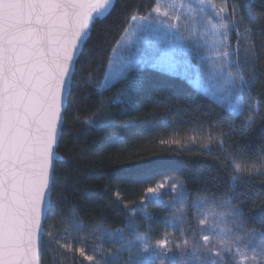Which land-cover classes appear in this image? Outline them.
I'll return each mask as SVG.
<instances>
[{
  "label": "trees",
  "instance_id": "16d2710c",
  "mask_svg": "<svg viewBox=\"0 0 264 264\" xmlns=\"http://www.w3.org/2000/svg\"><path fill=\"white\" fill-rule=\"evenodd\" d=\"M213 1L232 23V69L255 77L236 90V107L151 65L136 88L132 73L103 87L132 17H147L157 0H114L97 18L81 68L91 98L65 117L53 196L63 202L47 213L41 264H264V0ZM161 185L149 199L147 188Z\"/></svg>",
  "mask_w": 264,
  "mask_h": 264
},
{
  "label": "snow or ice",
  "instance_id": "6c2138e0",
  "mask_svg": "<svg viewBox=\"0 0 264 264\" xmlns=\"http://www.w3.org/2000/svg\"><path fill=\"white\" fill-rule=\"evenodd\" d=\"M109 5L110 0H0V264H37L47 224L45 208L63 202L53 196L61 190L56 166L65 117L77 101L91 98L81 93L93 87L91 74L81 68L91 63L92 32ZM150 62L151 55L142 54L124 66V72L133 75L130 89L138 86L135 77ZM239 66L245 74L251 70ZM236 76L238 84L228 72L229 94L248 89L255 79L239 71ZM237 103H243L239 96ZM102 111L98 109V117ZM254 126L250 117L241 138ZM259 147L264 150V139ZM157 191L147 188L148 194Z\"/></svg>",
  "mask_w": 264,
  "mask_h": 264
},
{
  "label": "rangeland",
  "instance_id": "374dc122",
  "mask_svg": "<svg viewBox=\"0 0 264 264\" xmlns=\"http://www.w3.org/2000/svg\"><path fill=\"white\" fill-rule=\"evenodd\" d=\"M232 28L227 9L213 0H157L147 17H136L131 22L112 54L103 87L123 78L126 64L150 54L151 66L177 73L218 101L236 107V90L231 94L227 91L229 71L232 81L239 82L232 69ZM221 83L225 84L223 89ZM165 186H159L157 193L148 194V198L159 196ZM161 243L157 248L165 250L168 243L160 247Z\"/></svg>",
  "mask_w": 264,
  "mask_h": 264
},
{
  "label": "water",
  "instance_id": "95a60500",
  "mask_svg": "<svg viewBox=\"0 0 264 264\" xmlns=\"http://www.w3.org/2000/svg\"><path fill=\"white\" fill-rule=\"evenodd\" d=\"M113 4H114V0H110L109 8H108V10L105 12V15H104V16H106V15L111 11ZM97 18H102V17H97ZM57 159H58L59 161H62V160H63L62 157H61V155L58 153V151H57ZM49 209H50L49 207H46V208H45V213H46V215H47V213L49 212ZM41 243H42V242H41ZM40 249H41V244L38 246V250H37V264H41V263H40Z\"/></svg>",
  "mask_w": 264,
  "mask_h": 264
}]
</instances>
